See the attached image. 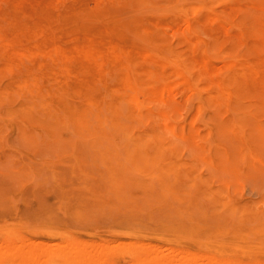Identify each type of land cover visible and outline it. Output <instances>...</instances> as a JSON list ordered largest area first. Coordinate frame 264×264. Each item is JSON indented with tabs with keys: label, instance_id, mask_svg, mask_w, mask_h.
Masks as SVG:
<instances>
[{
	"label": "bare ground",
	"instance_id": "1",
	"mask_svg": "<svg viewBox=\"0 0 264 264\" xmlns=\"http://www.w3.org/2000/svg\"><path fill=\"white\" fill-rule=\"evenodd\" d=\"M124 1L125 0H0V102L8 101L7 103L9 104L16 100L19 104L17 108L9 107L3 111L1 110L0 122L10 123L9 118L11 119V115L15 114L16 120L13 118L12 122L14 125L18 126L22 132L25 131L23 124L30 123L31 121H35L34 124H36V122L39 121L37 120V115L34 114L35 112L44 116L53 115L55 120L59 119L63 124L66 119L73 122L76 129L83 132L82 134L85 132L92 137V142L89 143L91 147L107 150L101 151L103 155L101 160L109 162V164H105V175L108 177V183L106 185L107 189L110 192H113L116 196V201L124 203L128 208L134 206L138 209H143L145 207L157 209L156 207H160L161 205L162 208H166L167 210L164 214L167 213V216L171 218L177 216V209L182 208V205H180L181 203H179L180 208L177 207V197H179V195L196 196V193L193 195L187 193V191H181L177 194V178L179 176L177 172V137L179 136L191 141V143L199 150L208 151L212 148L207 141L212 135V129L208 125L205 127L207 140L204 138V140H202L200 133L193 131L194 125H191L189 129L184 126L178 128L177 121L175 120L177 118L174 119L171 114L172 112H168L165 108L172 106L175 96L176 94L178 95L179 91L184 94V98L187 101L197 102L196 112L198 114L202 113L206 104H224L226 106L225 108L229 111L233 105H237L244 98L251 100L254 99L256 102L264 103V0H195L189 5H186L179 0H175L172 8L175 11H177V9L180 10L179 16L167 20L158 17H150L145 20H135V18L131 19L132 21L129 20L131 23L134 22L132 24L134 29H137L145 35L149 41V45L147 46L136 45L125 35L124 28H126L127 25L124 27L125 23L123 24V21H121L116 14L120 11L121 7L118 12L110 13V7H108V5H117ZM3 3L8 4V7H4ZM134 4L135 2L133 5ZM127 6L129 5L127 4ZM106 8L108 9L107 11ZM85 9H97L101 12L97 14L96 18L93 17V19H97V21L91 28L88 27L91 23H89V25L85 23L83 29L80 26L81 23L79 24V21L76 19L78 14ZM112 9L110 8V10ZM245 12L254 13L256 16L255 22L251 25L250 23L253 21L252 19L250 20V27L247 26L246 21L243 22L242 20L238 21L237 19H234L236 17L232 20L223 19L224 13L233 17L241 13L244 14ZM21 15L27 18L24 22L19 20L18 16ZM135 17L137 18L136 15ZM198 25H202L211 37L224 38L230 40V42L234 41L239 44H252L253 46L249 49L245 48L247 52L242 56L233 54L234 51L230 49L229 54L223 58V63L221 62V64L219 63L220 65H217L211 61V54L207 53V43L203 42V40L195 33V29ZM130 28L128 26L126 30L128 31ZM163 31L181 33L182 44L174 46L172 43L161 39L160 37H163V35L161 34L162 36H160L158 33ZM135 42L138 43V41ZM230 42L228 41V44ZM109 73H113L115 76L111 78ZM245 93L251 95L246 96ZM153 105H158L159 108L162 109H159L158 112L154 113L152 111ZM178 107L177 104V108ZM104 110H106V113ZM210 110L214 111L213 109ZM258 113H261V111H258ZM175 115L177 116V114ZM215 115L216 114H214V116ZM212 116L213 114H211V119H213ZM208 118H210V116H208ZM216 118L219 120L217 115ZM216 118L214 117V119ZM151 119H154L155 122L153 123ZM214 119L210 121L213 122ZM148 120L153 124H147L139 129V127ZM178 120H180V118ZM206 120L207 119H205V121ZM242 120L244 119L242 118ZM107 121L109 122L106 123ZM214 123L217 124L216 121H214ZM135 124H140V126L136 129L134 128ZM177 131L179 133L178 135ZM257 138L259 140L260 135ZM105 139L107 140L105 141ZM253 139L255 138L253 137ZM9 140L11 141V139ZM69 141L67 140V142ZM51 143L49 141L50 146L52 145ZM42 144H44L43 141ZM73 146H76V144ZM118 148L124 151L123 158H119L120 154L118 153ZM108 149H114L115 152L113 155L107 157L106 155L110 154ZM177 149L179 148L177 147ZM120 152L122 153V151ZM68 153L70 154V152ZM63 155H65V153ZM185 155L187 154L185 153ZM95 158L97 157H94V159ZM25 160L27 159L25 158ZM53 166L57 167L56 164ZM126 168L133 169L140 173L144 177V180L134 185L127 175H125L126 173L123 172V169ZM81 169H83V165ZM182 171L183 174L187 173L186 168ZM58 175L63 179L66 178L65 173L64 177L59 173ZM190 177L191 176L189 175V178ZM8 179L10 180V178ZM151 179H155L159 187L158 191L155 193L154 202L148 197L152 195L151 188H153V186H151ZM194 180L195 179L192 180L191 185H194ZM200 180L204 181V179L201 178ZM217 181L219 182V178ZM7 183L4 184L7 186ZM8 184H11V182ZM93 184L91 185L95 187L94 185L97 183ZM106 185L103 186L106 187ZM85 186H87V183L84 182V187ZM27 187L30 188V185ZM105 187H103L102 190L105 189ZM132 187H136V190H139L141 193H138ZM84 190H86L88 194L81 191L84 193V196L79 195L81 198L80 202L82 200L85 202L82 201L84 203L83 205L88 202L86 200L87 198L98 200V202L101 201L100 198L103 195L101 194V191H98V188L97 190L94 188L91 190L86 187L83 191ZM134 191L140 195L134 193ZM42 193L43 192H41V194ZM41 194L39 195L41 196ZM75 194L72 196L74 197ZM135 194L138 195L137 197H140L141 200H137L141 202H137V200L133 199ZM200 194L197 195L199 196ZM205 194L216 199L219 197L220 191L211 186H207ZM57 195L61 194L56 193V197ZM235 195L238 197L237 194ZM231 196L234 197L233 195ZM44 197L46 199H44ZM44 197L37 198V200L40 201L42 198L46 201V194ZM76 197L78 198V196ZM76 197H74L73 200ZM192 197L191 199L194 198ZM107 198L110 199L109 197ZM42 202L43 201H41V203ZM47 203L49 204L50 202L47 201ZM103 203L104 202H102V204ZM141 204L142 206H140ZM204 204L206 203L204 202ZM47 205L45 206L44 204L42 206L49 208L50 205ZM87 205L83 206V208L85 207V210L89 209L90 205L95 204H92L91 202L86 209ZM247 205L237 206L233 205L230 201L225 203L226 207H231L233 209L230 208L231 211L239 215L241 226L237 228L239 231L238 238L243 241V250L246 248V241H250V236H254L264 242V212H260L256 216H253L251 214L252 210ZM75 206L76 205H74V207ZM205 206H207V204ZM71 207H73L72 204ZM41 209L43 210V208ZM48 210L49 209H47L46 212ZM92 210L93 209H91L90 213ZM76 212L80 213L78 211ZM87 212L89 211H86V215H91ZM253 212L255 213L256 211ZM115 213H113V215ZM118 213H120L119 209ZM94 214L93 211L92 215ZM206 214L208 213H205V215ZM20 215L22 216V214ZM57 215H59V213ZM78 215L76 214V217ZM119 215L116 216L119 218ZM79 216L82 217V215ZM154 216L155 215L153 214V218ZM192 216L194 217V214ZM229 216L230 215H228V217ZM67 217L74 216L69 215ZM117 217L116 219H118ZM193 217L190 218L194 220ZM228 217L226 215L225 220ZM143 218H145L144 215L142 219ZM58 219L56 218L57 223L58 221L62 223L61 219ZM74 219L76 218L74 217L70 220L73 221ZM145 219L143 221L147 222ZM66 221L69 220L67 219ZM189 221H187V223ZM53 223L56 224L55 221H53ZM130 223H128V225L136 224L135 222ZM123 225L125 226L126 224ZM170 225L169 226L172 228V224ZM188 225L189 223L187 226ZM194 226L196 227V224ZM173 227H177V220H175ZM191 227L194 228L193 226ZM154 230H156V228H154ZM185 232L189 237V232ZM201 234L204 237L203 233H200L199 235ZM28 238L29 236L25 239L27 240ZM198 238H200V236ZM21 240L22 239L20 238V244L19 241L14 243L16 248L13 247V243V245L9 242L6 243L7 241L3 243V245L2 242L0 243L2 246H0V264H3L6 261H12V264H14V260L17 261L16 264H44L46 260L53 258H58V260L61 261V263L56 261L58 264H102L103 259L101 253L102 256L105 257V255H103L104 252L102 251H108L110 249V247H103L102 245L104 244L99 246V248H101L100 250L96 248V246H94V249V242L92 243L88 240L87 242L89 243H85V240L82 244L80 242H78L80 244H74L72 242V246H68L64 244V242H59L61 243L60 246L58 245L59 243L57 240H54L56 242L55 247L57 245L60 248L56 250V248L53 247L55 250L53 251V249H51L53 252L51 253L50 251V253L53 255L56 254V257H51L52 255L49 251H44V249L48 250L50 247L45 246V248L44 245H46V243L43 240L44 243L42 244L40 242V247L39 245L33 246V244H27L25 240L23 243ZM116 241L119 245L122 243V245L125 246L123 243L125 241ZM133 241H131L130 244L129 242L125 244H128V246L134 244L135 246V243H132ZM90 242L92 243L91 245L93 249L91 247L89 249L88 247ZM84 244H87L88 246L86 245V247H84ZM138 244L136 245L138 246ZM141 244L142 242L139 244L142 248ZM16 245L19 247L21 246L22 249L17 248ZM64 245L66 246L62 247ZM23 246L25 248H27L26 246H30L33 247V249H35L34 247H37L34 251L30 247H28V250ZM143 246H146L144 242ZM40 248L42 250H40ZM112 248L114 247H111V249ZM144 248L146 249V247H143L142 250L146 251ZM38 249L40 251H38ZM88 249L91 251L94 250L95 253L98 252L100 254L96 253V255L94 252L93 254ZM148 249L150 250L152 248ZM124 250L127 249H123V251ZM170 250H172V252L175 251L173 249ZM55 251L57 252L55 253ZM153 251L155 252L156 250ZM177 251L179 254L182 250L179 248ZM193 251L194 250H192V252ZM146 252L148 253L146 256H143L142 254L139 258L134 257V260L135 258L138 259L136 262L133 261L135 262L134 264L137 262L139 264H171L176 263L177 260H181V263L179 264H198V262H200L199 256L201 255L200 257H202L204 255L205 257L207 254L206 252H204V254L203 252H195L196 256H199L196 257L192 254V257H187V253H184L186 256L182 257L183 259L181 257L180 259L179 256L177 257L179 259H177L175 258L176 255L170 254L171 256L168 257H172V260L173 258L176 259L175 262H172L170 258H167V255H165L166 259L163 257V260H161L158 256L163 255L155 252L156 256L154 255V257H152V252ZM184 252L186 251L184 250ZM149 254H151V256ZM181 254L183 256V253H180V255ZM11 255H14V257ZM210 255L212 254L210 253ZM210 255H208V257ZM6 256H8V258ZM17 256L20 258L19 260H17ZM131 261L128 262L131 263ZM56 262L54 263L51 261V264H57ZM109 263L112 264L111 260ZM4 264L8 263L6 262ZM205 264L264 263L243 260L237 261L228 258L219 259L211 256L209 257V261Z\"/></svg>",
	"mask_w": 264,
	"mask_h": 264
},
{
	"label": "rangeland",
	"instance_id": "2",
	"mask_svg": "<svg viewBox=\"0 0 264 264\" xmlns=\"http://www.w3.org/2000/svg\"><path fill=\"white\" fill-rule=\"evenodd\" d=\"M172 1L171 0H125L123 3H119L117 5L111 4V5H108V7H110L111 9L113 8L112 10H110L109 8L110 13L112 12L116 13L119 11L120 7L121 8L123 7L122 11L120 8V11L116 14L119 16L120 20L123 21V24L125 23L124 27H126V25L127 27L129 26V28L132 26L128 31L126 30L127 27L124 28L125 35L129 38V40L132 43L139 45V46H147L149 45V41L147 40V38L142 32L133 28L132 24L134 22L131 23L132 21L131 19L135 18V20H145L150 17H158V18L167 20V19L179 16L180 10L177 9V11H175L172 8V5L175 2V0H172ZM179 1L182 3H185L186 5H189L195 0H179ZM132 2L133 3L135 2L134 5L136 6H134ZM126 3L129 6H127ZM3 6L7 8L8 4L3 3ZM125 7L128 9H126ZM107 10L108 9L106 8V11ZM99 12L101 11L97 9H85L78 14L76 20L79 21V24L81 23L80 25L81 28L84 29L83 25L85 23L87 25L91 23L90 26H88L91 28L97 21V19H93V17L96 18ZM135 15L137 16V18L135 17ZM223 16H224L223 18L224 20H232L234 17H236L234 19H237L238 21L240 20H242L243 22L246 21L247 23L246 22L245 23L247 24L248 27H250V25L253 24L256 20L255 14L250 13V12H245L244 14L241 13L233 17L228 16L226 13H224ZM18 17H19V20L22 22H24L27 19L25 16H22V15ZM84 18L85 19L87 18V19L85 20ZM251 19L253 22L250 21ZM129 20L131 21L129 22ZM249 22H251L250 25H249ZM85 29H86V25H85ZM170 32L163 31V32L158 33L160 36L163 35V37H160L159 35L158 36L161 39H164L168 41L169 43H172L174 46L181 45L182 44L181 33L173 32V31L171 33ZM195 33L197 36H199L203 40V42L207 43L208 45L207 53L211 54V61H213L217 65L219 63L221 64V62L223 63V58L227 54H229L230 49L234 51L233 54H236V55L238 54V56H242L246 54L245 53L247 52L246 49H249L253 46L252 44L251 45L239 44L234 41L230 42V40H226L224 38L211 37L205 31L202 25H198L196 27ZM135 41H138V43H136ZM228 41L230 42L229 44H228ZM226 45H230L231 47L226 46ZM109 76L112 78L115 76V74L109 73ZM245 94L246 96L251 95L248 93H245ZM7 102L8 101L0 102V111L1 110L3 111L9 107L17 108L19 106L16 100L12 101V103H9L10 105ZM240 103H238L235 106L233 105L232 108L229 109V111L225 108L226 106L224 104H221V105L206 104L204 109L202 110V113L198 114L196 112L197 102L187 101L184 98V94H182V92L179 91L178 95L176 94L175 96L172 106L165 108L168 112L170 113L172 112L171 114L173 115L174 119L177 118L175 120L177 121L178 128H181L182 126H184L189 129L191 125H194L193 131L196 133L199 132L202 140L204 139L207 140V136L205 133L206 132L205 127L208 125L212 129V135L210 139L207 140L212 148L211 150H208V151L199 150L194 144L191 143V141H188L187 139L181 138L179 136L177 137V147L179 148L177 149L176 147V152L178 151L179 153V154L177 153V172L179 174L177 178V194L178 192L180 193L181 191L182 192L187 191V193H190L193 195L196 193V196H193L194 197L193 198L192 195H188V196L179 195V197H177V207L182 205L181 206L182 208L177 209V216L171 217V218L167 216V213L164 214V212H166L167 210L166 208H162L161 205L160 207H156L157 209L151 208V207H145L143 209H138L134 206L131 208H128L127 206H125L124 203H119L118 201H116L117 200L116 196L114 195L113 192H110L107 189V185H106L108 183L107 181L108 177L105 175V164H109V162L107 161L105 162L104 160H101L103 156L101 151H104V150L107 151V150L91 147L89 143L92 142V137L88 133H85V132L84 134L86 136L82 134L83 132L77 130L73 122L66 119L65 123L63 124L60 122L59 119L55 120L53 115L44 116L42 114H38L37 112H35L34 114L37 115L38 117L37 120H39L38 122L40 123L36 122V124H34L35 121H31L30 123L23 124V126L25 127V131L22 132V130H20L18 126L13 124L12 121H13V118H15L16 120V115L12 114L11 119L9 118L10 123L0 122V172H1L0 173V243L2 242V245H3V243L7 241L6 243L9 242L10 244L12 243L14 244L15 242H18L21 238L22 239L21 241H23V243L25 240L27 244H33V246L39 245L40 247V242L42 244L45 242L46 245H44V247L49 246L50 249L48 250H45L44 248L43 249L46 252L49 251V253L51 249L55 247L56 240L58 243L64 242V244L68 246H72L71 245L72 242L74 244H80V243L82 244L85 242V240H86L85 243H89L87 242L88 240V241H91L92 243L94 242L93 247L96 246V248H98L99 250L101 249L99 248V246H101L102 244H104L102 245L103 247H107V248L110 247V249L111 247H114L112 248L113 250L112 249L111 250L109 249L108 251L107 250L102 251L103 249L101 250L102 252H104L103 255H105V257H103L101 253V257L103 259L102 264H110L109 263L110 260L112 264L113 262L114 264H129L130 262L128 261H131V260H132L131 263L134 264L136 260L138 261V259L136 258L134 260V257L139 258L142 254L143 256H146L148 255L146 251L150 253L153 250H156L155 252L163 255V256H160V255L158 256L161 258V260H163L162 258L165 257V255H167V258H170V260H172L171 259L172 257H168V256L176 255V257L174 256L175 258H177L178 256L179 258L180 257L182 258V257H185L186 256L185 254L187 253V257H192L193 256L192 254L196 256L195 252L196 253L203 252V254L204 252H206L207 254L206 253L205 254L208 259L206 258V256L204 257L203 254H202L203 255L202 257H200L201 255L200 256L197 255L199 256L200 258L199 261L201 262V263L198 262V264H205L207 261H209V257L211 256H214L215 258H219V259L228 258V259H232V260L234 259L237 261L243 260V261H253V262H258V263H264L263 262L264 261V242L260 241L258 238L254 236H250V241L248 242L246 241L245 243L246 248L245 250H243V241L238 238L239 231L237 228L241 226L239 215L233 213V211H231L232 209L231 207L225 206V203H227V201H230L233 205H237V206L247 205L248 203L247 206H249V208L252 210L251 214L253 216H256L260 212H264V162H262L264 161L263 160V156H264V103L262 102L259 103V102L254 101V99L251 100L247 98H244L242 101H240ZM177 104L179 106L178 108H177ZM152 107L151 108L154 113L158 112L159 109H162V108H159L158 105L157 106L153 105ZM210 109H213L214 111ZM258 111L259 112L261 111V113H258ZM104 112L106 113V110H104ZM175 114H177V116ZM211 114H213V116L214 114H216L217 117H219L220 121L218 120V118H216V115L214 116L216 119H214V117L212 116V118L214 119V121H216L217 124H215L214 121L211 122L213 120L211 119ZM208 116H210V118H208ZM179 118L180 120H178ZM204 118L207 120L205 121ZM242 118L244 120H242ZM149 120L146 121L144 124H142V126H140V124H135L134 128L137 129L140 126L139 129H141L145 125L147 124L152 125L155 122L154 119H151L153 123H151ZM108 122L109 121H107L106 123ZM178 134L179 133L177 131V135ZM259 135H260V138L258 140L257 137ZM253 137L256 140L253 139ZM77 138H79L80 140ZM249 138L253 139L254 142L253 140H250ZM9 139H11V141ZM67 140L68 141L70 140V141L67 142ZM106 140L107 139H105V141ZM42 141L44 144H42ZM49 141L50 143L52 141L51 144L53 146L49 145ZM68 144L71 146H69ZM75 144L76 146H73ZM108 150L110 151V154H107L106 155L107 157L110 155H113V153L115 152L114 149H108ZM120 151H122V153ZM68 152H70V154ZM64 153L65 155H63ZM118 153L120 154L119 158L124 157V151L122 149L118 148ZM185 153L187 155H185ZM256 153L258 155L259 154L261 155L258 156ZM94 157H97V158L94 159ZM25 158L27 160H25ZM58 163H60L61 165ZM55 164L57 165V167L53 166ZM261 164L263 165V167ZM82 165H83V169H81ZM184 168H186L187 170L186 174L185 173L183 174L182 170H184ZM96 169H99V170H96ZM206 169L209 173L206 171ZM123 172L126 173L125 175H127L129 180L132 183H134V185L144 180V177L140 173L134 171L133 169L126 168V169H123ZM204 172H207V173H204ZM58 173L60 175H63L62 177H64V173H65L66 178L65 179L61 178V176H59ZM189 175L191 176L190 178H189ZM94 176L95 178L96 177L97 178L95 179ZM8 178H10V180ZM200 178L204 179V181L200 180ZM218 178H219V182L217 181ZM16 179L18 180V182ZM193 179H195L194 185H191ZM151 180H152L151 186H153V188H151L152 195L148 197L149 199H152V202H154V199H155L154 196H155L156 191H158L159 187L155 179H151ZM7 182L8 183L11 182V184H8ZM84 182L87 183V186L85 187H84ZM98 182H99V185H98ZM4 183H7V186ZM90 183L91 184L97 183V184L96 185L93 184L95 186L93 187ZM102 184L106 185V187L103 186ZM29 185H30V188L27 187ZM207 186H211L214 189L220 191L219 197L215 199L211 197L210 195L209 196L206 195L205 189ZM86 187L90 188L91 190L93 188L97 190L98 188V191H101V194L104 196L103 197L101 195L102 196L100 198L101 201L99 199L100 202H98V200H92V199L85 198L88 201L85 204V205L88 204L86 206V209L89 207L91 202L92 204L93 203L95 204V205H90V208H89L90 210L87 209L89 211L87 213L91 215H86L87 210H85V207L83 208V206H85L83 205L85 202L83 200L82 201L84 203L82 201H81L82 203L80 202L81 198L79 195L84 196V193L82 192H86V190L83 191V189H85ZM103 187H105V189L102 190ZM132 188L136 190V187H132ZM79 191L80 192L82 191L81 194ZM136 191H134V193H136ZM41 192L43 193L41 194ZM137 192L141 193L139 190ZM44 193L46 194L47 200L45 201L41 198L42 200L40 199V201H38L37 198L39 199L40 197H44L45 195ZM56 193L61 194V195H57L56 197ZM86 193L88 194V192ZM39 194H41V196ZM73 194L78 196L79 199L74 195L77 201L75 199H74L75 201L73 200L74 198L72 196ZM136 194L135 196H133V199L141 200L140 197H137L140 194L138 195ZM197 194H200V195L198 196ZM235 194H237L238 197ZM63 195H65L66 197ZM231 195H233L234 197L236 196V197L234 198ZM70 196L73 198H71ZM107 197H109L110 199H108ZM191 197L193 199H191ZM44 199L46 198L44 197ZM139 200H137V202H141ZM41 201L43 202L45 201L46 203L47 201H49L50 203L49 204L47 203L48 205L44 202L45 206L50 205L49 208L48 207L45 208L44 206H42L44 204L43 202L41 203ZM75 202L78 204V207ZM102 202L104 203L102 204ZM194 202H196L197 205ZM204 202L207 204V206H205L206 204H204ZM179 203L181 204L179 205ZM71 204L73 205V207H71ZM74 205L76 206L74 207ZM79 205H82V206H79ZM140 206H142V204ZM41 208H43V210ZM44 208L46 210L47 209L49 210L46 212ZM50 208H51V211H50ZM91 209L93 210L90 213ZM118 209L121 214L118 213ZM76 211L80 213H77ZM93 211L95 213L94 215H92ZM253 211H256V212L254 213ZM112 212L113 213L116 212V213L113 215ZM58 213L59 215H57ZM205 213H208V214L205 215ZM20 214H22V216ZM76 214L82 215V217L78 215L77 216L78 218H77ZM153 214L155 215L154 216L155 219L153 218ZM193 214H194V217L192 216ZM69 215L74 216L76 219L80 218L79 219L80 221L76 219H74L75 221L70 220V219H73L74 217L68 218L67 216ZM116 215L117 216L119 215L120 217L118 218ZM143 215L146 219L145 218L142 219ZM226 215L227 217L228 215L230 216L226 218L225 220ZM55 217L57 219L60 218L62 223H60L59 221L57 223V220ZM63 217L66 219H64ZM116 217L118 219H116ZM138 217H140L141 219ZM190 217H193L194 220H192V218ZM67 219L69 221H66ZM144 219L148 223L143 221ZM131 220L135 222L136 224H131L133 223ZM175 220H177V227H173ZM183 220H185L186 223ZM53 221H55L57 225L54 224ZM187 221H189L188 226H187L188 224ZM67 222L68 223L70 222L69 227H68ZM127 222L128 223L131 222L130 223L131 225H128ZM123 224H126V225L124 226ZM170 224H172V228L170 227L171 226ZM195 224H196V227L194 226ZM191 226H193L194 228H192ZM154 228H156V230H154ZM204 230H206L207 232ZM185 231L189 232V237ZM200 233H203L205 238L203 237L202 234L199 235ZM184 234L185 235L187 234V235L185 236ZM28 236L29 238L26 240L25 238H27ZM199 236L200 238H198ZM79 238H80V241H79ZM82 239H83V242H82ZM116 240L120 242L125 241L123 242L125 246H123L122 243L119 245ZM109 241L110 242L113 241V242L110 243ZM131 241H133L132 243H135V246L134 244H131L129 246L128 244L127 245L125 244L127 242H129L130 244ZM139 241L142 242L141 244L142 248L146 247V249L144 248V250L146 251L142 250V248L139 245L140 244ZM91 242H90V245L92 244ZM143 242L146 244V246H143ZM19 244H20V241H19ZM60 244L61 243H59L58 245ZM136 244H138L139 247ZM66 245L62 247H65ZM86 245L84 247H86ZM90 245L89 246L87 245L89 249L90 247L92 248V245L91 246ZM30 246H26L27 248H25L24 246L23 247L29 250L28 247ZM115 246H117L118 248ZM13 247H15V244ZM36 247H34L35 249H33V247H30V248L35 251ZM17 248L20 249L21 246L20 247L17 246ZM41 248L40 250H42ZM55 248L57 250L60 247L56 245ZM148 248H152V249L149 250ZM179 248L182 251H180L178 254L177 250H179ZM123 249H127V250L123 251ZM170 249H173L175 251L172 252V250ZM183 249L186 252H184ZM189 249H192L194 251L192 252V250H189ZM40 250L38 249V251ZM54 250L55 249H53V251ZM53 251H51V253ZM56 252L57 251H55V253ZM91 252L93 253L94 250H92ZM105 252H108V253H105ZM153 252H152V257H154V255L156 254L155 252L154 253ZM180 253H183V256L182 254L180 255ZM210 253L212 255H210ZM51 255H52L51 257H56V254L55 255L51 254ZM149 255L151 256V254ZM208 255L210 256L208 257ZM6 257L8 258V256ZM12 257H14V255ZM19 259L20 258L18 257L17 260ZM53 259L46 260L44 264H47V262L48 264H51V261L54 263L56 261L58 263H61V261H59L58 258H53ZM164 259H166V257ZM175 261L176 259L173 258L172 262H175ZM6 262L8 264H12V261L10 262L6 261ZM177 262L176 263L179 264L181 263V260L180 261L177 260ZM13 263L16 264L17 261L14 260ZM176 263H171V264H176ZM136 264H139V263L137 262Z\"/></svg>",
	"mask_w": 264,
	"mask_h": 264
}]
</instances>
